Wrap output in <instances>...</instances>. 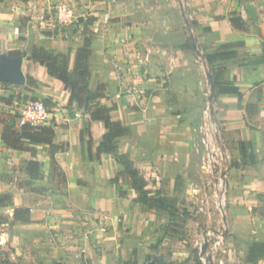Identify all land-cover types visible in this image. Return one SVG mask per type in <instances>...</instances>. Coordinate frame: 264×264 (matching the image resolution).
Wrapping results in <instances>:
<instances>
[{
    "label": "crops",
    "instance_id": "crops-1",
    "mask_svg": "<svg viewBox=\"0 0 264 264\" xmlns=\"http://www.w3.org/2000/svg\"><path fill=\"white\" fill-rule=\"evenodd\" d=\"M177 1L179 12L164 26H153L128 11L89 10L79 15L77 32L64 38L53 30L45 32L49 24L41 19L38 2L0 3V56L23 53L25 78L32 77L38 85H21L28 89L20 92L49 108L44 126L54 129V143L63 146L54 160L45 145H30L35 156L12 150L2 141L0 123V196H8L0 210H8L10 222L19 208L29 209L32 216L31 223L11 225L4 234L7 240L0 239V246L12 241L11 262L148 264L153 255L164 254L169 264H194L184 242L167 235V214L146 211L136 202L137 194L130 186L116 180L124 169L115 156L103 153L96 157L107 132L104 123L92 121L87 107L70 106L71 93L64 83L52 77L46 67L29 61L33 50L42 48L55 55L70 54L72 65L89 40V89L97 92L101 88L105 94L101 103L113 109L112 120L130 129V135L117 141V153L140 169L144 179L159 177L164 194L171 186L180 194L182 185H189L196 199L209 197V201L218 195L204 165L201 145L204 110L211 106L210 71L203 53L224 52L226 46L237 53L213 66L214 80L236 86L242 94L241 98L218 94L215 88L218 142L228 153L230 167L227 209L223 219L215 221L214 217V222L226 229L230 264H254L249 259L251 242H264V0ZM83 3L94 5L97 0ZM232 13L244 21V31L233 27ZM191 36L202 47V57ZM135 49L151 53L142 71L145 80L140 99L125 94L131 83L126 62L136 58ZM15 86L0 82V115L11 113L12 103L27 97L14 98ZM86 124H90L91 148L88 136L82 138ZM242 142L253 143L255 164L241 163ZM29 161L40 163L43 177L33 182L42 183L43 188L27 185L30 177L24 163ZM11 169L21 170L23 178ZM101 214L109 219L104 220ZM255 264H264V259Z\"/></svg>",
    "mask_w": 264,
    "mask_h": 264
},
{
    "label": "trees",
    "instance_id": "trees-1",
    "mask_svg": "<svg viewBox=\"0 0 264 264\" xmlns=\"http://www.w3.org/2000/svg\"><path fill=\"white\" fill-rule=\"evenodd\" d=\"M3 1L4 0H0V3ZM230 17V21L234 28L243 31L245 30L244 21L237 16L236 13H232ZM190 26L193 27L192 22H190ZM197 47L199 51H202V47L200 45L197 44ZM230 49L231 47L226 46L224 48L226 51L224 52L203 53V60L208 64L209 71L212 76L214 75V64L236 57L237 53L229 51ZM91 54L92 44L89 40H87L84 46L77 52L74 69H71L69 66V56L55 55L54 53L46 51L42 48H35L29 58V61L39 63L40 65L46 67L48 73L52 77L64 83L65 88L71 93L70 106L77 104L81 109H85L87 107L92 121L104 123L107 132L104 136V141L97 149L96 157H100L103 153L113 154L116 161L123 164V174L130 179L133 191L138 194L136 202L140 203L146 211L161 212L173 216V213L168 211L170 202L167 199V196L163 194L158 197L150 196V192L145 188L144 183L140 179L137 168L127 161L125 157H122L117 153V141L130 135V129L123 127L120 122L112 120L111 113L113 109H110L101 103V101L105 98V94L101 88L97 92H92L89 89V60ZM22 55L23 53L21 52L10 53L11 57H20ZM1 84L3 86L9 85L8 83ZM25 84L26 86L36 87L38 82L32 77H27ZM214 85L218 94H236L240 98L242 97V94L236 86L219 80H214ZM19 121L20 116L17 113H6L0 115V123L2 124V141L8 148L16 151H28L35 156L36 150L30 145H45L49 147V155L52 160L55 159V155L58 152L63 150V146H58L54 143L55 131L53 128L47 126L35 127L30 124H23L20 126ZM85 134L89 138L91 148L92 138L90 134V124H86V127L82 132V138ZM241 156V163L244 165L256 163L257 156L254 151L253 143H241ZM24 168L30 177L27 185L31 186L34 183L33 181L42 179L43 175L41 173V165L38 161L25 162ZM7 197V195H1L0 203ZM31 222L32 216L30 210L27 208H19L15 210L13 220L10 224H28ZM152 249L155 251L156 247H153ZM249 259L250 262L254 264L264 259V242H251L249 248ZM6 264L17 263L7 260ZM126 264L139 263L137 261H130Z\"/></svg>",
    "mask_w": 264,
    "mask_h": 264
},
{
    "label": "rangeland",
    "instance_id": "rangeland-1",
    "mask_svg": "<svg viewBox=\"0 0 264 264\" xmlns=\"http://www.w3.org/2000/svg\"><path fill=\"white\" fill-rule=\"evenodd\" d=\"M33 1L38 2L36 9H38L39 12L41 11L42 14L40 16L41 19H43V21L44 20L47 21V24H49V25H45L44 27L45 32L47 30H53L56 31L57 35H60L59 37L64 38L66 36L74 35V33H76L77 30L79 29L80 21L74 23L73 26L64 29L58 26L54 14L55 13L54 6L56 5V3L58 4V1L60 0H53L54 2L53 5H50L48 0H33ZM65 1L73 6V8L76 10V14L78 17L80 14H86L87 11L89 12V10H90L89 13L94 11H99L101 13H105V12L109 13L110 11L122 13L128 11L130 14H137L142 18V20H144L145 22L149 21L151 22V24H153V26L155 25L156 27L167 25L169 19L172 18L171 16L176 12L177 13L179 12V4L177 0H97V4L94 5L84 4L83 0H65ZM87 7H89V9ZM183 11L188 15L186 9L183 8ZM184 30L186 31L185 34L189 38L190 34L185 26H184ZM191 34L194 35L192 32ZM187 41L189 44V39H187ZM67 56L70 57V54H68ZM69 66L72 69L75 68V63H72L71 65V57L69 61ZM215 71L216 70H214V72ZM26 88L27 87H19V86L13 87L12 90H14V95L12 96L17 99L18 96H22L23 94H25L24 91L20 92V90H24ZM24 96L27 95L25 94ZM23 100L36 101L31 97L27 96L23 98L20 97V99H17L15 101L16 103L13 102L12 104H18L19 106H21ZM7 111L10 112L9 110ZM203 122H204V117L202 120L201 128ZM127 161L129 160L127 159ZM129 162L131 163V161ZM121 165L123 166V164ZM54 168L56 167L54 166L53 169ZM137 170L139 171L140 179L144 183L145 188L150 192V196L158 197L161 196L162 194L167 196V199L170 202L168 211L173 213V216L167 215V217H165L166 225L164 226L166 229L167 228L169 229V231H167V235L171 239H176L178 241L184 242L185 246L190 250L194 258L193 259L194 264L200 263L199 251L195 246V242L197 239L204 238L207 232L209 231H223L227 239L226 229L223 227V225L220 224L219 227H217L216 223L214 222V217H215V221L218 220L221 221L227 209L226 196H224L223 193H219L216 187L214 189L218 195V199L212 198V201H209V197L202 200L196 199V197L193 196V192L189 188V185H182V188L179 192L180 194H176L175 191L176 187L171 186L169 187L168 190L169 195H168V192L165 194L163 192V185H162L163 181L160 180L159 182H157L154 176L150 177L149 179H144L142 175L143 172L140 171V169ZM7 171L10 172L9 169ZM11 172H14L13 174L17 173L19 179L23 178V172L21 170L11 169ZM123 173L124 171L120 174L121 177L117 178L116 180L121 181V183L125 185H129L130 189L133 190L130 179L127 176H125ZM205 176H208V174L206 173ZM33 184L35 185L39 184L37 185L36 188H43V186H45V185H41L42 183L39 182H35ZM220 205L223 209V214H221L220 208L218 210V206L220 207ZM214 210H216V213H214L215 212ZM7 212H8L7 209L1 208L0 210V239L3 238L4 234L12 228L7 218V214H8ZM212 213L214 214L211 215ZM101 215L102 218H104V220L109 219V217L104 216L103 214ZM4 238L5 240H7L6 237ZM226 244L228 246V243ZM10 250H12L11 240L5 242L2 246H0V264H6V261L10 260V253H11Z\"/></svg>",
    "mask_w": 264,
    "mask_h": 264
},
{
    "label": "built area",
    "instance_id": "built-area-1",
    "mask_svg": "<svg viewBox=\"0 0 264 264\" xmlns=\"http://www.w3.org/2000/svg\"><path fill=\"white\" fill-rule=\"evenodd\" d=\"M53 5V0H48ZM55 18L60 28H68L74 23L79 22L76 10L65 0L58 1L54 6ZM136 58L126 62L129 66L127 73L130 74L131 83L126 88L127 96L140 99L144 94L141 89L145 78L143 69L148 66L151 53L149 51L142 52L135 49ZM12 113L20 116L19 125L30 124L35 127L44 126L48 122L50 116L49 108L41 101H24L21 106L14 104L11 107ZM220 134V126L216 119L211 115L210 106L204 110V122L201 128V145L204 149V165L208 168L212 184L218 189L219 193L226 195L227 171L230 167V159L224 147L218 142ZM157 182L159 177H155ZM220 212L223 209L220 205ZM226 237L223 231H209L204 238H199L195 242V246L199 251V260L201 264H230L231 251L226 244ZM207 249L204 252V246Z\"/></svg>",
    "mask_w": 264,
    "mask_h": 264
},
{
    "label": "water",
    "instance_id": "water-1",
    "mask_svg": "<svg viewBox=\"0 0 264 264\" xmlns=\"http://www.w3.org/2000/svg\"><path fill=\"white\" fill-rule=\"evenodd\" d=\"M82 21V20H81ZM187 22V21H186ZM193 41V47L197 52L198 56L202 57V54L199 52L197 45L194 43V37L191 36ZM23 61L24 57L18 58H11L7 55L0 56V82L1 83H8L17 86L24 85L26 83L25 74L23 72ZM208 81L211 88V95H210V109L212 118L215 120V111H214V98H215V85L214 79L211 74H208ZM207 249V244L204 246V252ZM148 264H169L166 260L164 254L153 255L152 260L148 262Z\"/></svg>",
    "mask_w": 264,
    "mask_h": 264
}]
</instances>
